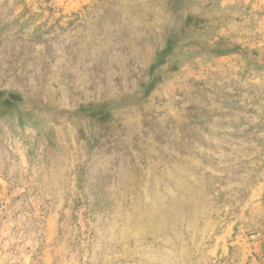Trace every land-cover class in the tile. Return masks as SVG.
<instances>
[{
    "label": "rangeland",
    "instance_id": "rangeland-1",
    "mask_svg": "<svg viewBox=\"0 0 264 264\" xmlns=\"http://www.w3.org/2000/svg\"><path fill=\"white\" fill-rule=\"evenodd\" d=\"M0 264H264V0H0Z\"/></svg>",
    "mask_w": 264,
    "mask_h": 264
}]
</instances>
